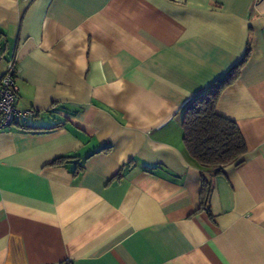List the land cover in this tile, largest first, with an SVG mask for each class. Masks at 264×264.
<instances>
[{"label":"crops","instance_id":"obj_1","mask_svg":"<svg viewBox=\"0 0 264 264\" xmlns=\"http://www.w3.org/2000/svg\"><path fill=\"white\" fill-rule=\"evenodd\" d=\"M0 46L34 111L0 128V264H264V0H0ZM246 50L201 207L179 112Z\"/></svg>","mask_w":264,"mask_h":264},{"label":"trees","instance_id":"obj_2","mask_svg":"<svg viewBox=\"0 0 264 264\" xmlns=\"http://www.w3.org/2000/svg\"><path fill=\"white\" fill-rule=\"evenodd\" d=\"M248 56L249 52L246 50L227 72L192 96L179 112L183 144L188 155L201 168V207H205L211 192V176L226 165L241 164L247 150L238 126L217 114L215 107L222 92L237 80ZM64 160L65 158H57L53 163L58 164Z\"/></svg>","mask_w":264,"mask_h":264},{"label":"built area","instance_id":"obj_3","mask_svg":"<svg viewBox=\"0 0 264 264\" xmlns=\"http://www.w3.org/2000/svg\"><path fill=\"white\" fill-rule=\"evenodd\" d=\"M3 61V68L0 69V128L11 126L18 117L34 115L33 110H18L15 102L18 97L17 76L19 65L14 54L4 58L0 46V63Z\"/></svg>","mask_w":264,"mask_h":264}]
</instances>
